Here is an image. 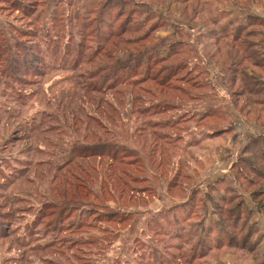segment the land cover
Instances as JSON below:
<instances>
[{"label": "rangeland", "instance_id": "374dc122", "mask_svg": "<svg viewBox=\"0 0 264 264\" xmlns=\"http://www.w3.org/2000/svg\"><path fill=\"white\" fill-rule=\"evenodd\" d=\"M21 10L0 7L1 69L29 72H0V264L263 263L264 0Z\"/></svg>", "mask_w": 264, "mask_h": 264}, {"label": "trees", "instance_id": "16d2710c", "mask_svg": "<svg viewBox=\"0 0 264 264\" xmlns=\"http://www.w3.org/2000/svg\"><path fill=\"white\" fill-rule=\"evenodd\" d=\"M0 1L3 2V4H1V6H0L2 10H5V11H8V12L12 13V12H15V11H17L19 9H22L21 10L22 13H27L26 14L27 16L30 15L32 12H35V10H33L34 4L39 2V0H29V1H31L30 3H32V6L30 8H28V10L26 11V9H23V8H27V6L26 5L25 6L22 5L21 0H0ZM28 17L30 18V16H28ZM7 33H8V31L5 29V27H1L0 26V72H2L3 75L8 77L10 79L9 81H13L15 79L20 80V77L21 78L26 77V75L23 74L21 71H26L27 74H29L27 69H25V68L21 69V68H19V66H14L12 63L6 64L5 67L2 68L3 70L1 69V67H2L1 62L3 60H5L4 56L7 54L10 57L9 59H11L14 56L13 54H14V51H15V50H13V48L14 47H19L18 44H13L11 42V36H9ZM4 35H5V37H4ZM132 39H133L132 42H140V40H142V37L141 38L139 37V38H136V39L132 38ZM35 48L38 49L36 46H35ZM35 48H32V49H35ZM38 51L40 53H42L39 49H38ZM15 53H16L15 55H17V54L18 55H22L21 56L22 60L27 58L29 61H32V59H31L32 52L31 51L24 52V50L22 51L20 49V50H18V52H15ZM17 62H18V60L15 59L14 63H17ZM36 62H38V59L36 60ZM144 64L146 65L145 66L146 70L148 69V65H151L150 63H144ZM144 64L141 63V60H140V62L135 63L133 66H131L129 63L125 62L124 67H125L126 71H123L124 73L122 74V76L119 79H121L123 77V81L126 82V83L130 79V84H134L135 83L137 85V83H140V81H137L138 80L137 77H139L141 75H144V73H143L144 69H142ZM141 69H142V72H140ZM112 70H117V68H113ZM167 70L168 71H167V73L165 75V78L162 80L163 84H164V87L169 88V89H174L176 91L178 90V91H181V92H184V93L188 92V89H187L186 86L183 87V88H179V86L176 87L175 85L174 86L172 85V81H174L173 76L176 74V72H174L173 71V67H170V66L167 68ZM15 75H17V76H15ZM114 84L115 83L111 84L109 87L114 86ZM87 88H90V87L87 86ZM163 105H167V104H163ZM260 138H256V140H251V142L249 144V148H251L252 145H255V146L259 145V142L262 139H264V138H262V139H260ZM263 147H262V145H259V148H258L259 150L258 151L262 152L261 153V158H262L261 160L264 162V148ZM248 151H249L248 149H245L243 151V153L245 152L244 156H245L246 153H249ZM250 152H251V150H250ZM244 156H242V158ZM242 158H241V160H242ZM247 162L248 161L246 159L245 160V165H244L245 167H248L247 166ZM255 165H256L255 163H251V165L249 163L250 169L256 175H260V176L262 175L263 176L264 172L258 170V168L255 167ZM233 167H237V165L234 163ZM255 182H256V180L254 178H251L250 183H255ZM253 197L256 199V196L254 194H253ZM256 205H258V207L260 206V208L263 209L259 203L256 204ZM241 207L243 208L242 203L239 201L238 204H237V209H239L238 212H243V209H241ZM251 211H253V210H251ZM254 212H255V210H254ZM249 214L252 215L251 213H249ZM245 223L247 224V226L245 224H243V226L245 227V229H246V227H248L249 233H248L247 236H249V238H250L253 235V225H249V217H248V215H247V217L245 219ZM242 231L245 232L244 229ZM253 247H254V245H253ZM261 264H264V262L261 263Z\"/></svg>", "mask_w": 264, "mask_h": 264}]
</instances>
